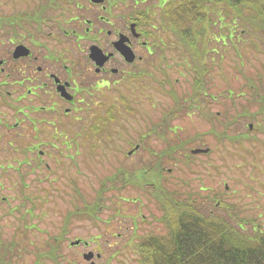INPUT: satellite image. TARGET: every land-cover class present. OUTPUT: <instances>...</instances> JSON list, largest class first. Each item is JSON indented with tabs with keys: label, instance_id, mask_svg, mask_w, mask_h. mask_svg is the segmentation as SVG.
I'll return each instance as SVG.
<instances>
[{
	"label": "rangeland",
	"instance_id": "obj_1",
	"mask_svg": "<svg viewBox=\"0 0 264 264\" xmlns=\"http://www.w3.org/2000/svg\"><path fill=\"white\" fill-rule=\"evenodd\" d=\"M56 2L57 0H0V9H2L0 15L4 16L0 19V29L3 31V33L0 32V44L3 42L2 44L7 47L13 44L6 38L9 31H4L6 28H10L14 32L24 33L23 36L19 35L20 41L24 40V47L29 50L28 46L31 44H27V40L30 41L27 30L32 29L31 32L34 33L35 42L37 44L42 41L46 43V47L42 48L41 51L48 50L54 56L62 55L69 68L76 72L79 66L85 68V65L80 61L79 66L73 67L75 65L68 59H75L80 55V52L75 51V49L81 48L84 50L86 45L83 41L72 43L70 36L67 37L61 32L60 24L64 26L73 24L70 19L74 12L64 10L65 7L59 10ZM146 2L157 9V16L153 24L155 25V31L159 32L163 40L164 57H160L162 61L157 59L158 54L156 53L159 47L154 46L151 56L154 65L150 66L149 61H147L149 56L144 57V60L139 63L145 69L141 81H138L137 78L134 79L136 81L130 82L119 71L110 75L108 86L101 87L107 92L105 96L98 94L92 88L91 95L86 90L76 92V96L81 99L76 112L80 119L81 115L83 116L82 125L85 126L87 120L90 123L89 117L96 111L102 114L97 118L103 126L100 130L108 129L114 132V138L111 140L100 138L97 149H89L79 143V136L82 133L77 132L78 122L72 125V128L77 132L76 134L68 132L61 137H51L50 134H47L44 120L42 122L37 121L39 130L35 129L37 127H32L31 123L29 127L27 117L17 110V102L13 101L12 96L0 91V113L4 112V114H0V117L3 115L6 117L4 124L1 125L0 123L3 136L11 138L14 143L19 138L20 146L33 144L38 140L36 142L38 146L32 152H10L11 146L6 139H2L0 143V239L3 244H7L5 247L2 245L3 249L0 252H4L2 255L6 264H35L38 261H42L44 264H56L49 258L41 256L42 251L48 248V243L45 240L51 238H57L61 242L59 249L64 257L77 256V259L74 260V262H77L76 264H89V261L82 257V253L88 250H93L94 254L97 251L101 253L100 258L96 255L93 258L96 264H138L134 258L138 255L137 241L140 236H146L148 232L164 235L166 231L163 223L157 222L152 217L148 218V214H153L151 211L160 214L158 204L156 203L155 206L150 207L149 212H146L145 208L146 203L151 205L150 203L153 202L150 192L155 190L153 189L155 185L152 183L147 184L145 193L140 192L136 182V178H139L138 175L142 176L143 170L141 169L146 164L144 161L154 159L148 154L149 150L154 149L160 153L166 147L167 141L172 142L174 138L179 141V137L173 136L174 134L169 129L165 130V135L159 136L160 134L158 135L157 132L163 130L160 126L156 127L155 131H148L152 128V126H150V129L148 128V120L162 119V117L170 119L172 126L176 125L181 128L179 130V132L181 131V134H179L181 140H183V135H186L185 132L193 133V131H197L202 134V131L208 130L210 124L212 131L203 134L204 139L202 141L189 143L188 146H190V151L192 148L204 147L205 145L213 146V150L208 154L204 153L206 155L198 153L197 157L204 159L205 166H201L200 163L196 165L193 163L197 167L196 171L189 169L182 161H175L168 156H160L159 162L164 166L162 175L168 177L162 176L159 180V177L154 176L155 173H153L154 177L149 180L155 184L158 182L159 185L165 182V187L167 186L169 190L173 188L175 180L178 182L175 187L179 191H187L192 188L195 190L199 189L200 186L206 187L207 189L201 188L204 193L210 189V193L220 194L228 202L237 204L239 207V210L236 211L237 214L240 217L248 218V222L244 225V231L248 232L252 229L251 227H255L260 228L264 233V113L258 110L260 102L254 99V96L264 91V37L260 36L261 40L255 38V36L247 37V33H242V35L240 34L241 37H237L236 32L240 31L241 27L235 23L237 28H231L234 33L231 36L232 40L228 35L224 39L225 36L223 35L224 37L221 38L224 39L223 41L217 40L214 42L213 46L216 49L207 51L209 53L205 55L207 65L201 77L202 80L205 77L208 79V75L212 78L210 89L213 90L214 96L209 97V99L208 94L201 91L196 96H188L185 101L178 100L177 98H180L183 92L187 93L191 89L194 76H196L195 66L199 68L204 66V57L202 63L201 57L195 62L193 54L190 52V54L183 55L182 58L176 55L171 56V53H177L173 50L175 40H172V38L174 35L171 32H165L164 28L161 27L162 24L159 21L162 20L159 14L160 4L158 0H146ZM43 3H47L44 9H42ZM70 5H72V2ZM208 8H211V6ZM218 11L219 9H215V12ZM32 12L33 16H29L30 19H27L28 13L32 14ZM9 16L14 18L15 22L13 24H10ZM47 22H51L52 26H48ZM231 24V22H228L226 25H222L224 28H221L224 32H228ZM217 26H212L213 33L214 28ZM56 33L61 36V40L53 37ZM220 34L222 32H219V36ZM251 39L256 40L258 47L251 43ZM34 46L36 47V45ZM93 47L96 54L101 56V47L99 48L97 45H93ZM19 69V66L11 67L13 76H17L16 73ZM10 79L12 80V78ZM78 79H81L84 84H90L95 76L91 77L87 70L84 77ZM164 81V88H162L160 82ZM248 82L258 84V92L255 95H251L250 90L247 88ZM167 83H173L174 85ZM203 84H205V81ZM173 86L176 89L170 93ZM241 86L243 88L240 90L239 87ZM225 87L233 95L240 94L237 97L233 96L235 97L234 102H231L232 97L230 99L226 98L229 92L224 90ZM116 96L119 97L118 101L115 99ZM99 97L110 99V101L114 100L118 106L112 108L108 104L102 110L103 105L99 104L101 101L96 105ZM11 99L15 104L12 102L10 104L6 103L7 100ZM224 100L226 109H221ZM189 102L191 104L188 107L186 103ZM13 106L15 107L13 108ZM129 106L137 108V111L135 113L129 112L132 111ZM15 108L16 110H14ZM88 108L90 109L86 111ZM110 109L114 110L116 116L108 113ZM205 110L212 111L215 114L210 116L211 123L207 122L208 112ZM173 111L175 115L172 117ZM201 111L206 114L205 118L200 114ZM33 114L44 115L46 113L40 110ZM22 118L25 126L22 128L15 127L14 123ZM63 120L61 126L65 128L72 121L69 118ZM224 129H226V133L239 134L243 137H239L238 141L230 139L222 142L218 141L216 133ZM125 131L131 137H134L132 139H136L135 148L140 143L138 150L131 155L127 154L130 146L125 141L127 137ZM140 132L145 135L141 141H137ZM46 141H54L53 144L57 146L53 147ZM222 143L228 148L227 151L222 148ZM38 148L46 151L40 155L49 162H51L49 157L54 160L60 159L73 162L77 160L78 152H81L82 160L86 158L88 161L92 160V153L96 154V157L102 155L104 162L98 169L99 184H97V179L91 173H87V176L83 175V195L81 199L77 198L76 200V205H79V208L83 207V209L97 205L95 206L96 212H93L95 213L94 216H86L88 212H81L79 217L72 215L71 219L67 218L70 223L64 226L63 222L68 213L67 209L72 206L68 197L65 196L66 192L64 190L70 187L63 176L58 177L51 186L50 195H54L53 197L50 196L41 201L35 198L33 202L26 199L27 193H32L33 190H38L41 186L49 187V183L41 179L45 174L44 164L41 168L34 166L36 161L33 160V156ZM58 150L61 152H58ZM183 151L184 149H181L180 153ZM10 155L11 158L15 156L14 160L9 157ZM25 155L28 160H31L30 163L24 162ZM70 156L73 158L71 159ZM197 157L194 158L195 162L198 159ZM120 159L121 162H118ZM17 160H20V163ZM172 165L174 171L166 173V166L172 167ZM127 168L133 173L139 169L136 178L130 180L131 186H135L136 189L129 186L124 187L123 190L122 188H114L110 191H103L104 185L100 184L99 179L108 176L122 178L124 176L123 172ZM104 175L106 176L103 177ZM173 176L175 180L172 179ZM184 180H190L189 184L191 186L184 184ZM106 183L110 184L111 182L108 180ZM128 188L133 193L131 191L130 193L127 192L129 191ZM121 195H140L142 201L132 203L119 198ZM174 195L176 197L177 194ZM33 204H36V206L34 207ZM137 204H142V206L137 208L135 206ZM203 205L210 207L207 201H204ZM33 207L34 212L26 211ZM216 209L219 212L214 213L226 214L223 207ZM140 211H144L145 215L147 214L145 218H147L149 224L143 222ZM72 213L75 214V212ZM133 219H136L137 223L133 224ZM231 220L235 222L233 218ZM63 230L65 232L60 233ZM118 232L120 235L116 236ZM76 238L86 239L89 241L88 246H85L82 242L77 245L71 244L70 241ZM14 241L15 244H13ZM50 241L53 242V240Z\"/></svg>",
	"mask_w": 264,
	"mask_h": 264
},
{
	"label": "trees",
	"instance_id": "obj_2",
	"mask_svg": "<svg viewBox=\"0 0 264 264\" xmlns=\"http://www.w3.org/2000/svg\"><path fill=\"white\" fill-rule=\"evenodd\" d=\"M46 6L47 3H43L42 9H44ZM210 6L211 8H208ZM215 9H219V11L215 12ZM29 16H33V12L32 14L28 13L27 19H30ZM3 17L4 16L1 14L0 19ZM161 18V27L164 28V30H169V32L174 35L172 38V40H175V46L173 47V50L177 52L175 54H177L179 58H182L183 55H186L190 52L193 54V59L195 62L201 57L203 63L204 57L205 65L201 66L200 68L195 66L196 76H194V82L191 84V89L187 91V93L183 92L180 98H177L178 100L180 99L183 101H185L188 96H196L197 94L201 93V91H203L205 94L209 92L207 93L208 98L213 97V90L210 89L213 81L212 78L208 75V79L205 77L202 80L201 77L204 69L206 70L207 65L205 55L209 53L207 51L216 49L213 46L215 41H223L227 35L231 38V36L234 34L231 28H237V26L241 27L240 31L236 32L237 37H241L242 33H247V37L255 36V38L260 40V36L264 37V34L261 33H264V0H163L161 7ZM9 21L10 24L15 22L12 16H9ZM228 22H231L232 24L229 27L228 32H224L222 29L224 26L222 25H226ZM235 23H237V26ZM213 25H218L216 28H214V33L212 31ZM219 32H222L220 36ZM223 37L224 39H221ZM250 41L255 47H258L256 40L251 39ZM204 81L205 84H203ZM160 83V86L164 88L163 84L165 81ZM167 84L174 85L173 83ZM247 86L251 95H255L256 92H258V84L255 85V83L248 82ZM242 88L243 86L239 87L240 90ZM174 89H176L175 86L172 87L170 93H172ZM224 90L231 93V91L227 90L226 87ZM229 93L226 95V98L230 99V97H232L231 102H234L233 99L240 95L239 93H237V95ZM254 99H257V101L260 102L258 110H260L261 113H264V91L259 92L257 96H254ZM222 103L223 107L221 109L226 107L225 100ZM186 104L189 107L191 103L189 102ZM232 104L234 105V103ZM111 107L115 108L116 105H111ZM129 107L132 110L129 112L135 113V111H137V108L131 106ZM14 110H16V108ZM174 111L172 112V117L175 115ZM206 112H208L207 122L211 123L210 116L215 114L212 111ZM108 113L116 116L113 109L108 110ZM0 114H4V112ZM200 114L204 118L206 117L204 112L201 111ZM5 118L6 117L4 115L0 117L1 125L4 124V120H6ZM148 124L149 129L150 126H152V128L148 131H155L154 129L160 126V128L163 130L157 132L158 135L160 134L159 136L162 137L165 135V130L169 129L171 133L174 134L173 136L179 137V141L175 140V138L172 142L167 141L166 147H164L160 153L154 149L149 150L148 154L154 159H150V163H146L142 169L140 168L143 170L142 176L138 175L139 178H136V173L139 171L138 168L137 172L135 173L127 168L123 172L125 177L130 176L131 179L136 178L139 186H146L149 184V182H152L149 180L150 178L156 175L159 177L164 170V166L159 165L158 163L160 156H168L170 159L175 161H182L192 171L197 170V167L195 166L196 164L200 163L201 166H205V162H203L204 159L197 157L198 153H203V155H206L213 150V146L205 145L201 148L208 147L209 149L207 151L193 152V148L191 151L189 150L190 146H188V144L202 141L204 139L203 134L212 131V129H210V124L208 125V130L205 132L202 131V134L198 133L197 131H193V133L185 132L186 135H183V140H181V137L179 136V134H181V131L179 132L181 128L177 127L176 125L172 126L170 119H165L164 117H162V119L159 118L156 120L151 119L148 120ZM101 126L102 125L100 124L98 128L100 129ZM226 129L216 133V138L218 141L222 142L227 139L238 141L237 139L239 137H243V135L240 136L239 134L226 133ZM2 139H6L7 143L11 146L10 152L20 151L19 138L14 143L11 138H5L0 130V143ZM222 148H225L224 150L226 151L228 150V148L223 143ZM181 149H184V151L180 153ZM178 153L180 154L178 155ZM9 157L11 158V155ZM26 157L27 156L25 155L23 158L25 163L31 161ZM196 157L198 159L195 162L194 158ZM14 158L15 156H12L11 159L14 160ZM17 161L20 163V160ZM193 163H195V165ZM173 167L174 166L172 165L170 171L165 168L167 170L166 173L173 172ZM153 173H155L154 176ZM105 176L106 175L103 177ZM162 176L168 177L167 175ZM119 178L120 177L116 178V180ZM108 180H110L111 183L105 184V182ZM112 180L113 178L111 176H108L104 179H99L100 184H104L103 191H110L115 188ZM189 181L190 180H184L183 183L189 186L191 185L189 184ZM153 184L155 185V188H153L155 190L150 192L152 195L151 197L154 198L156 202L161 204L159 206L162 207L163 212H161L159 215L152 212V218L156 219L157 222L163 223V225L166 227V231L164 235L154 234V232H151L146 236L144 235L142 239H138L137 258L140 264H264V233L260 228L257 229L255 227H251L252 229H250L248 232L244 231V225L246 222H248V218L240 217L237 214L236 211L239 210V207L235 202H228V200H225L220 194L210 193V189L204 193L203 189L201 188L207 189L206 187L200 186L199 189L194 190V188H192L187 191H179L178 189L177 192L175 191V188H171L169 190L167 186L165 187V182H162L160 185L158 182L157 184ZM226 186L227 185L225 184V187ZM159 187L160 189H158ZM174 194H177L176 197ZM27 195L28 196H26V199L29 202H33L35 198H38L41 201L48 197L47 195L45 198L33 196L31 193H27ZM60 196L63 197L62 195ZM204 201H207V203L210 204V208L213 209L223 207V209L226 210V214L223 215L221 213L210 212L208 209L203 211ZM69 202L72 207L67 209L68 213L64 218V226H67L70 223L69 219L72 218V215L79 217L81 212H88L86 216L95 215L93 212H96L95 206L97 205L92 206V208L85 207L83 209V207L79 208V205H76L77 202L75 199L69 200ZM33 205L34 207L36 206V204ZM34 207L29 208L26 211L34 212ZM72 212H75V214ZM215 212L219 211L217 210ZM231 218H233L235 222L232 221ZM64 232L65 230L61 231L60 233ZM50 240H53V242ZM50 240H45L48 243V248L47 250L45 249L42 251L41 256L49 258L56 264H61L62 262L67 264L77 263L76 261L74 262V260L77 259V256L64 257L61 250L59 249L61 242L58 241L57 238H51ZM76 240L79 241L75 242ZM80 242H82L85 246H88L89 244V241L83 238H76L70 241V243L73 245H77ZM13 244H15V241ZM2 245L5 247L7 244H3L2 240L0 239V250L3 249ZM3 253L4 252H0V264H6V261L3 260ZM35 264L44 263H42V261H38Z\"/></svg>",
	"mask_w": 264,
	"mask_h": 264
},
{
	"label": "flooded vegetation",
	"instance_id": "obj_3",
	"mask_svg": "<svg viewBox=\"0 0 264 264\" xmlns=\"http://www.w3.org/2000/svg\"><path fill=\"white\" fill-rule=\"evenodd\" d=\"M72 2V5H70ZM159 2V14L161 16V7L163 0H158ZM120 5V6H119ZM56 6L61 10L72 11L74 14L71 16L70 21L73 22L71 26H64L60 24L61 32L69 37L72 43H79L80 41L85 42V49H75V51L80 52L75 59L69 58L68 60L77 67L79 62H83L85 68H80L76 72L69 68L62 55L54 56L52 52L46 50L41 51L42 48L46 47V43L42 41L40 44L35 42L34 33L31 32L32 29L27 30V34L30 36V41L27 44L30 49L27 54H21L18 56L14 55L15 47L23 43L24 40L20 41L19 35L23 36L22 32H14L13 29L6 28L4 31L8 32L7 40L13 43L10 47L4 46L2 43L0 45V87L3 88L4 92L12 96L14 102H17V110H19L28 119V126L30 123L32 127H37L39 122L44 120L46 122L47 134L51 137L57 136L61 137L68 132L72 133H82L79 139V143L83 146H87L89 149H97L100 143V138L111 140L114 138L113 130L99 129L100 122L97 119L100 112H94L91 117H89L85 126L82 125L83 116L81 119L78 117L76 112L78 109V103L81 101L80 98L76 96L77 91L86 90L88 94H92V89H94L98 94L106 95L101 87L108 86L110 84V75L117 72L124 74L127 80L136 81L134 79L138 78V81L142 80L141 76H144L145 69L140 66L144 60V57H148L150 66H153V61L151 56L153 54V47L158 46V60L162 61L160 57H164V47L162 39L159 32L155 31L153 21H155L157 16V9L149 5L146 0H57ZM75 8L76 10L74 11ZM46 21V20H45ZM161 22V20H159ZM48 26H52L51 22L46 23ZM169 32V30H164ZM0 32L3 31L0 29ZM53 37L57 40H61L59 34H54ZM105 43V44H104ZM26 44V45H27ZM36 45V47L34 46ZM93 45H97L101 50V56L96 54ZM120 45H123L129 53L132 54V59L127 58ZM173 52V51H172ZM177 56L175 53H171V56ZM18 67L16 75L13 76L11 67ZM89 71L91 77L95 76L93 81L84 84L81 79ZM20 75V76H18ZM102 75V76H101ZM101 76V77H100ZM12 78V80L10 79ZM101 92V93H99ZM119 95V94H118ZM9 100V102L13 101ZM117 100V96L115 98ZM101 101V103H99ZM114 101V100H113ZM96 105L99 103L103 105L102 110L111 103L110 99H105L99 97L96 101ZM106 104V105H105ZM90 108L86 109L89 110ZM42 110L47 114L35 115L34 112ZM33 114V115H32ZM69 118L70 123L68 126L62 127L63 119ZM23 118L16 123L15 127H24L22 122ZM78 122L79 128L75 132L72 125ZM19 124V125H18ZM81 124V126H80ZM52 126V128H50ZM39 130V127L35 128ZM49 129V130H48ZM127 137L125 141L129 144L130 149L127 154L131 155L138 150L139 144L136 147V139L131 137L126 131ZM142 134V133H141ZM139 133L138 140L141 141L145 134L141 135ZM38 141V140H37ZM36 141V142H37ZM87 141V143H86ZM26 144L19 147L20 151H33L37 148V143ZM57 146L53 144L54 141H46V143ZM135 143V144H134ZM67 144V142H66ZM32 146V147H31ZM42 152H46L38 148L33 156L34 166L40 167L44 164L45 171L44 176L41 178L49 183V187L41 186L38 190H33V196H40L45 198L53 197L50 195L51 186L55 183L56 179L63 176L69 185V189H65V196L69 200H77V198H82V190L84 185L83 175L87 176V173H91L98 182V169L102 166L104 162L101 156H97L92 153V160H87L86 158L82 160L81 152H78L77 160L71 162L68 160L53 159L49 157L51 162L44 160L40 155ZM58 152H61L58 150ZM72 159L73 157L70 156ZM121 162V159L118 160ZM145 163H150V159L144 161ZM30 163V161L28 162ZM161 165L160 162H158ZM152 166V165H151ZM104 167V165H103ZM120 168V167H119ZM72 169H75L74 171ZM168 171L171 167H166ZM71 170V171H70ZM163 170V169H162ZM32 171V169H31ZM162 177V174L159 176ZM123 176L122 179L113 178L112 182L115 189H124V187H134L131 186V177ZM175 180L174 178H172ZM160 180V179H159ZM140 181V180H139ZM173 183V188L178 192V188L175 185L178 183L177 180ZM137 182V179H136ZM154 183V182H149ZM109 184V183H107ZM104 185V184H103ZM191 186V185H189ZM140 192L146 193V186L142 185ZM130 188H128L130 193ZM174 191V190H173ZM132 192V191H131ZM133 193V192H132ZM69 195V196H68ZM119 198L130 201L132 203H137L142 201L140 195H121ZM153 202L145 204L146 212H149V208L155 206L158 202L154 198L151 199ZM137 208L141 207L142 204L135 205ZM160 213L163 212L162 207L159 206ZM208 207L203 206V211ZM208 211L215 212L216 209L208 208ZM140 216H142L143 222L149 224L144 211H140ZM153 212V211H151ZM153 214H148L150 219ZM137 223L136 219H133V224ZM120 235V233H117ZM140 235V234H139ZM138 235V236H139Z\"/></svg>",
	"mask_w": 264,
	"mask_h": 264
},
{
	"label": "water",
	"instance_id": "obj_4",
	"mask_svg": "<svg viewBox=\"0 0 264 264\" xmlns=\"http://www.w3.org/2000/svg\"><path fill=\"white\" fill-rule=\"evenodd\" d=\"M121 49H122V52L126 55L127 58H132V55L129 53L128 50L123 49V48H121ZM26 52H27V49L24 47V45H18L15 48L14 54L15 55H19V54L26 53ZM206 150H207V148H205V149H201V148H194V149H192L193 152L206 151ZM78 241L79 240H76L75 242H78ZM92 255H93V252L92 251H88V252H85L83 254V257L86 258V259H89V258H91ZM92 264H94V262H92Z\"/></svg>",
	"mask_w": 264,
	"mask_h": 264
}]
</instances>
